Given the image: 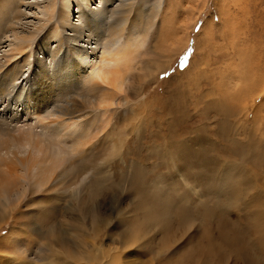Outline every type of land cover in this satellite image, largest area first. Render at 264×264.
I'll return each instance as SVG.
<instances>
[{"label": "rangeland", "instance_id": "1", "mask_svg": "<svg viewBox=\"0 0 264 264\" xmlns=\"http://www.w3.org/2000/svg\"><path fill=\"white\" fill-rule=\"evenodd\" d=\"M123 1L110 6L112 17L103 28L119 25L123 13L134 16L124 11ZM130 2L145 3L149 28L125 88L114 97L109 123L99 118L91 139L67 164L81 169L80 180L17 189L12 215L9 209L0 215V264H99L82 259L97 256L94 249L105 258L108 252L117 255L113 264H264V0H128L125 5ZM30 10L29 21L41 18L36 8ZM8 18L0 22V44L13 31ZM51 26L27 50L31 65L14 80L16 87L3 93L0 88V121L12 127L33 123L25 122L24 92L36 89L41 68L54 71L48 52L37 47L42 34H54ZM65 48L64 61L73 63L74 52L68 43ZM43 87L47 92L48 85ZM95 92L75 91L85 112H92L97 104L91 101L106 91ZM0 132V138L9 134ZM136 146L144 156L141 166L147 167L140 182L153 184L160 177L159 186L170 188L164 201L178 197L166 220L177 227L176 244L170 243L168 228L157 234L142 229L145 214L157 219L170 211L156 200L155 190L141 193L137 178L120 182L117 168L123 160L140 163ZM159 147L167 162L151 153ZM0 169L9 170L1 164ZM133 169L128 166L126 175ZM58 231L64 243L53 238Z\"/></svg>", "mask_w": 264, "mask_h": 264}, {"label": "bare ground", "instance_id": "2", "mask_svg": "<svg viewBox=\"0 0 264 264\" xmlns=\"http://www.w3.org/2000/svg\"><path fill=\"white\" fill-rule=\"evenodd\" d=\"M126 1L128 0H124L121 6L126 7L125 12L134 11V16L131 18L127 13H123L119 25L106 28H103L104 21L108 20L109 17L111 18L113 13L110 6L118 4V0H3L0 2V22L9 17L8 23L12 25L13 29L11 33L9 30L7 31L6 37L4 36L5 41L0 44L4 49L0 54V68L6 67L5 70H0L2 93L11 87L15 88L14 80L20 74L25 73L22 71L24 68L29 69L32 56L27 50L32 49L31 47L36 43L35 40L43 31V28L47 27L48 24H53L50 30H54V34H42V40L37 45L40 51L45 50L48 52L50 62L47 61L54 71H50L47 66L41 68L35 79L36 89H34V86H30L29 91L24 92L25 96L22 97L23 100L21 101L22 106H24L22 111L24 117H26L25 122L31 120L33 123L25 129L12 127L0 121V130L5 129L9 133L7 135L3 133L4 136L0 138V164L9 169L7 172L0 169V215L6 216L5 214H8V211H10L9 216L12 215L11 212L13 213L15 210L14 207H11L12 198L14 193L17 195V189L24 188V185L32 183L47 187L69 177L80 180L81 169L77 166L78 171V168L74 166L75 164L67 168V164L86 144L87 140L91 139L93 131L96 130L95 127H97L100 120L99 118L105 119V123H109L108 116H111L116 101L114 97L125 88L123 86L127 80L126 75L133 68L132 63L144 46L149 28V15L145 3L142 2L133 7L131 2L125 5ZM159 5V3L156 4V9L159 8ZM31 8L38 10L37 14L41 18L37 21H29L32 17ZM75 14L78 15L76 21H74ZM124 29L128 32L126 36L123 34ZM52 41H55V46H53ZM65 43L69 44V49L75 54L76 60L73 63L64 61L67 50ZM13 59H16V61H12ZM39 65L41 67L44 64L39 61ZM43 84L48 85L47 92L44 91ZM100 88L106 92L101 93V96H95L96 98L91 101V105L97 104L92 112H85L86 107L77 103V98L74 97L75 91L87 90L96 93L95 91ZM67 92H72L71 96H65ZM82 125L86 127V130H83ZM138 127V132H140L141 126ZM69 137L73 138L71 143ZM135 149H139L135 157L139 159L140 163L137 162L134 165V163L129 162L134 171L131 170L133 172L130 176H127L125 170L130 165L125 158L126 160H123L117 168L122 171L120 182L132 178L133 181L134 178H137L140 182L139 175L146 174L147 167L141 166V162L144 161V156L141 154L142 150H140L141 146H136ZM161 149L162 147H159L158 150L152 148L151 153L153 151L154 155H160L161 158L164 156L163 160L167 162L168 157ZM114 152H118L117 147H115ZM172 152L176 153V150H172ZM185 152L189 154L187 162H192L193 152L190 153L189 147ZM129 153L132 152L129 150ZM180 158H177V160H180ZM85 160L86 156L84 155L79 159L82 163ZM158 178L153 180V184L140 182L136 188L141 193L155 190V198L157 195L156 200L158 199L157 201L164 209H176L178 207V204H176V201H179L178 197L175 195V198H169V201L165 202L164 197L168 194L167 191L170 188L159 186L163 179ZM81 183H84V179ZM144 184L154 185V187L149 188ZM130 186L134 187V184L132 183ZM88 201L86 202L88 203ZM157 206L159 207V204ZM7 209L9 210L7 211ZM172 212V210L165 211L157 219V216H151L150 212L147 216L145 214L142 229L144 228L146 231L156 229L157 234L159 228L162 231L168 228L172 231L170 243L172 241L171 244H176L173 240L177 236V227L171 224L173 221H166L168 214H172ZM157 225L160 226L155 227ZM52 230L51 232L54 231ZM58 232L53 235V238H56L59 243H64L63 235ZM94 252L97 256L93 255L88 260L86 258L82 259L86 262L96 260L99 264L101 262L102 264H113L118 261L115 254L112 255L108 252L104 254L107 256L105 258L102 253L96 252L95 249Z\"/></svg>", "mask_w": 264, "mask_h": 264}, {"label": "crops", "instance_id": "3", "mask_svg": "<svg viewBox=\"0 0 264 264\" xmlns=\"http://www.w3.org/2000/svg\"><path fill=\"white\" fill-rule=\"evenodd\" d=\"M200 183V182H199Z\"/></svg>", "mask_w": 264, "mask_h": 264}]
</instances>
